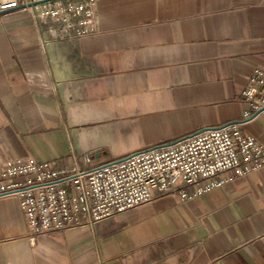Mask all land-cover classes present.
<instances>
[{
    "label": "crops",
    "instance_id": "crops-1",
    "mask_svg": "<svg viewBox=\"0 0 264 264\" xmlns=\"http://www.w3.org/2000/svg\"><path fill=\"white\" fill-rule=\"evenodd\" d=\"M71 1L93 30L66 39L0 12V164L97 165L240 120L264 70V0ZM243 127L264 145V111ZM196 188L34 238L18 198L0 197V264H264V167Z\"/></svg>",
    "mask_w": 264,
    "mask_h": 264
},
{
    "label": "built area",
    "instance_id": "built-area-1",
    "mask_svg": "<svg viewBox=\"0 0 264 264\" xmlns=\"http://www.w3.org/2000/svg\"><path fill=\"white\" fill-rule=\"evenodd\" d=\"M28 11L44 35L66 39L93 30L86 3L71 0H0V12ZM241 98L240 120L203 128L170 143L91 165L74 154L71 168L33 157L0 164V197L14 196L31 238L72 228H93L118 213L171 194L193 195L264 167V145L243 124L264 111V70H252ZM204 184H200L201 182Z\"/></svg>",
    "mask_w": 264,
    "mask_h": 264
}]
</instances>
